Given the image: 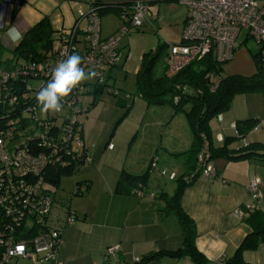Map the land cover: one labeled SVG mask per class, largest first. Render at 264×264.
Wrapping results in <instances>:
<instances>
[{
	"label": "crops",
	"instance_id": "crops-1",
	"mask_svg": "<svg viewBox=\"0 0 264 264\" xmlns=\"http://www.w3.org/2000/svg\"><path fill=\"white\" fill-rule=\"evenodd\" d=\"M130 1L132 0H0V58L3 59L7 52L11 54V50L20 40H14L9 35L11 29H15L22 36L27 29L47 17L51 28L56 32L59 28L71 26L78 11L85 8L87 3L121 4ZM153 10L154 8V13ZM115 14L117 26L107 27L100 22L101 37H106L119 28L120 19ZM83 27L84 22H81L80 28ZM124 47L120 42L122 53L129 52ZM124 64L107 70V83L114 75L113 72L122 70ZM139 65L140 60L136 72ZM107 98L109 105L115 107L110 112L105 109L101 118H95L92 128L89 127L88 114L85 121L82 119L83 139L90 147L92 160L88 164H80L77 167L78 172L75 173L80 179L78 181H84L87 195L92 192V175L95 173L94 178H100L103 184L96 197L97 208L93 213V222L77 220L66 224L64 221L55 225V228L62 231L63 244L58 252L62 264H104L107 261L104 258L105 250L113 245H117L119 251L117 257L109 262L130 264L134 258L148 253L176 250L182 243L181 226L173 215L163 214L161 209L164 202L160 195H171L175 190L176 179L186 171L182 153L192 143V129L186 119L175 127V115L180 112L174 111L168 120L167 129L160 128L163 124H158L154 126L155 132L152 129L153 134L149 135L150 124L143 126L149 110L155 106L173 108L172 106L150 105L140 97L130 103L123 97ZM126 105L130 106L127 108ZM137 107L141 111L139 116L135 114L133 117ZM223 121L224 116L221 114V121L216 120V123L221 124ZM138 138L141 140L140 144L136 143ZM109 142L113 144L112 149L107 148ZM236 146L237 144H233L231 148ZM158 150L163 153L158 155ZM154 158L156 168L150 171V163ZM211 165L215 169V176L210 179L199 177L185 187L180 205L194 222L196 249L207 261L214 263L223 257L228 259L234 256L236 249L251 232L249 225L233 214V211L244 210L245 205L250 202L249 183L252 177L258 176L264 182V157L232 160L215 158ZM121 171L133 175L148 172L147 182L140 188L142 196L115 192ZM161 171H165V175L168 172L172 175L168 180L175 182L171 186V194L166 190L167 182L159 184L158 177L165 176H160ZM85 188L81 187V190ZM259 204L264 209V187L259 192ZM86 217L88 216L85 215ZM241 260L242 264H264V240L255 249L243 250ZM147 264H192V261L188 257L164 256Z\"/></svg>",
	"mask_w": 264,
	"mask_h": 264
},
{
	"label": "built area",
	"instance_id": "built-area-1",
	"mask_svg": "<svg viewBox=\"0 0 264 264\" xmlns=\"http://www.w3.org/2000/svg\"><path fill=\"white\" fill-rule=\"evenodd\" d=\"M75 2H80L74 0ZM163 0H132L122 9L119 28L112 34L101 37L100 18L96 8L87 3L78 11L77 18L69 27L59 28L52 42V56L47 60L21 62L11 59L7 68H0V103L17 102L19 89H24L22 98L25 106L21 114L4 118L0 126V203L4 205V217L0 224V264H12L14 259H28L33 264H62L58 252L63 244L60 229L41 228L47 223L51 209V199L43 190V174L49 166L64 167L69 161L82 156L87 164L91 158L88 145L80 135L78 116L84 112L81 104L82 94L89 85L106 82V72L123 59L127 62L130 54L121 58L119 44L122 37L133 33L146 22L152 25V4ZM185 5L186 18L183 23L180 41L168 44L164 75L174 77L190 64L210 55L216 63L230 61L237 50L236 39L244 29L247 37L258 45L260 62L264 65V0H175ZM81 22L84 27L80 28ZM78 53L84 58L85 71H95L93 80L80 85L64 102L59 113L41 115L37 106L36 94L51 78L52 68L65 58V53ZM16 80H20L21 84ZM38 81L33 86L31 82ZM116 94L117 91L109 89ZM13 94V95H11ZM174 102H178L176 98ZM17 113V112H15ZM13 113V115L15 114ZM221 121V115H217ZM231 129L237 135L235 123ZM262 127L260 121L254 130ZM222 135H218V141ZM246 145V139L241 140ZM108 149L113 148L111 142ZM207 143L198 154L200 177L215 176L213 166L207 162L209 152ZM85 150L87 152H85ZM85 153V154H84ZM156 159L150 163L155 170ZM162 175L165 171L160 172ZM172 178V175H170ZM264 182L258 176L249 183L251 200L244 210L235 209L233 214L245 217L253 208V200L259 199ZM142 196V192L138 193ZM32 214L38 220L35 235L28 233L22 221ZM73 215H68L67 224H72ZM22 228L27 238H14V230ZM21 232L19 236L23 233ZM119 247L109 246L104 253L105 260L117 257ZM134 258L133 261H138Z\"/></svg>",
	"mask_w": 264,
	"mask_h": 264
},
{
	"label": "trees",
	"instance_id": "trees-1",
	"mask_svg": "<svg viewBox=\"0 0 264 264\" xmlns=\"http://www.w3.org/2000/svg\"><path fill=\"white\" fill-rule=\"evenodd\" d=\"M130 3L131 1L121 4H103L98 2H93L90 4L96 8V12L99 17L103 13L112 11L117 13L120 19L122 9L127 7ZM54 34L55 31H53L51 28L49 19L44 17L34 26L25 31V33L22 35V38L11 50L10 58H0V68H7V66L11 64V59L21 62L47 60L52 56V42L54 39ZM118 48L119 52L123 54L120 49V44ZM161 49L162 47L159 46L154 51L145 52L141 55L140 65L135 74L134 85L136 91L135 94L137 97L142 98L147 104L170 105L174 108L175 113H184L185 119L193 131L192 143L190 147L182 153L186 162V171L176 179L175 190L171 195H167L166 193H162L160 195L164 202V207L161 209L163 214L173 215L181 226L182 243L181 246L176 250H161L148 253L141 256L138 261H132L130 264H147L154 259L164 256L172 258L188 257L192 261V264H242V251L246 249H255L256 246L264 240V209L261 208L259 199L257 202L255 200L252 201L253 208L245 217L242 218L251 228V232L244 238L240 246L236 249L234 256L228 259L223 257L214 263L207 261V259L196 249L195 225L192 219L189 218L181 208L180 201L185 187L191 185L197 178L200 177V163L198 161V154L205 143H207V149L209 152V158L207 162L210 164L215 158H225L232 160L254 156L264 157V143L247 141L245 146L241 143V140L246 139V135L254 130V127L260 122V120L251 118L235 121L234 123L237 127V135H235L233 132L232 136H222V140L219 141L220 145L218 146H215L212 142L209 125L213 118H216L217 115H221V113L229 108L232 97L236 92H260L264 95V65L260 62L259 53L257 51L252 52L251 58L255 67L253 74L248 76L227 75L223 73L222 66L225 63H216L210 55H206L201 60L190 64L174 77L167 78L164 73L161 76L156 77L153 71L161 54ZM125 53L126 52H124V54ZM121 63L126 62H124L122 59L115 66ZM16 82L21 84L20 80H16ZM104 84V87L108 85L107 82H104ZM93 86V99L89 103L91 105L95 104L104 92H107L108 95L114 96L115 98L123 97V99L129 103L134 100V98H131L129 95H122V93H120L118 89L116 90L113 85H110L108 86L109 88L106 87L105 89L103 88V85L100 84ZM110 88L113 90L115 89L117 93L114 94L109 91ZM85 91L82 95L85 94ZM23 92L24 89H19L18 92L14 93L18 98L14 105H9L8 102L0 103V126H4L3 119H7L8 115L13 117L16 114H21V110L26 104L22 98ZM176 98L178 99V102H174ZM79 104H81L82 108L84 109L83 96ZM185 105L188 106L187 109L183 108ZM129 106L130 105H126L127 108ZM89 108V106L86 107L84 111H88ZM13 113L15 114L13 115ZM78 122L80 126L79 132L83 138L82 121L79 119V116ZM236 140L239 141V144H237L236 147L231 148V144ZM89 148L90 147L88 146V153L92 160ZM85 152L87 151L85 150ZM91 160L88 163H90ZM84 162L85 159L80 156L69 161L64 167H59L58 165L49 166V168L45 170L43 174L45 188L43 191L47 193L51 199V209L54 205L55 199L48 188V183L58 186L61 175L69 173L74 174L77 167L80 164H85ZM147 179L148 172L142 175H133L126 171H121L115 186V192L117 194L133 193L138 195V193L141 192L140 188H143L147 182ZM83 182L84 181H76L75 194H83L84 190H86V186H84L85 184ZM81 187H84L85 189L80 190ZM3 212L4 205L0 203V224H2V219H5ZM68 215H73V218L76 217V214L70 210H68L67 216ZM37 220V218L30 214L22 221V224H26L27 229L33 227L29 230V232L27 231L29 234L33 232L32 230H35V226H37ZM42 227L59 229L52 227L49 224V216L47 223L41 225V228ZM21 232H23L22 228L14 230L13 237L18 239H26L28 237V233L24 229V232L19 236ZM35 233L36 231L33 232L34 235ZM1 255L2 253L0 251V260L2 259ZM18 259H14L12 264H16ZM104 264L123 263H112L106 261Z\"/></svg>",
	"mask_w": 264,
	"mask_h": 264
},
{
	"label": "rangeland",
	"instance_id": "rangeland-1",
	"mask_svg": "<svg viewBox=\"0 0 264 264\" xmlns=\"http://www.w3.org/2000/svg\"><path fill=\"white\" fill-rule=\"evenodd\" d=\"M152 9L154 8V13L152 17V25L146 22L138 31L131 33L122 37L121 46H125L124 50L129 51L131 59L124 64V67L120 71H114L111 79L108 81V85L103 88L114 85L116 90L118 89L122 95H129L131 98L137 101V95L135 94V73L136 68L139 63L140 57L143 53L154 51L157 47L161 46V54L157 60L156 66L154 68V75L156 77L161 76L164 73L165 58L168 52V44H176L180 41L181 32L184 20L186 18V7L185 5L179 3L175 0H163L154 2ZM108 15V16H107ZM107 16V17H106ZM101 23L107 27L117 26L116 14L112 11L103 13L101 16ZM120 21V20H119ZM121 23V21H120ZM120 25V24H119ZM237 43L243 41L244 43L238 45L232 59L226 62L222 67L223 71L227 75H245L248 76L253 74L255 71L254 63L251 58L252 52H256L258 45L255 44L250 37H247V31L242 30L236 39ZM121 54V58H123ZM10 52H7L2 58H10ZM33 86L38 85V81L31 82ZM99 87V86H98ZM93 85H89L86 88L85 94L83 95V105L84 109L90 107L87 113L83 112L79 115V119L82 121L88 114L89 127L92 128L95 123V118H101V113L103 114L105 109L107 112L113 110L110 106L109 98L107 92L102 95L107 94L105 97L100 96L97 102L93 105L89 104L93 99ZM109 88V87H108ZM103 89V90H104ZM114 97V96H111ZM115 98V97H114ZM140 101V99H138ZM91 105V106H90ZM187 105L183 108L187 109ZM141 111L138 107L135 108L133 117ZM174 109L171 107H154L149 110L146 114V118L143 122L145 124H150L148 128H151L149 135L155 132V127L159 124H163L160 128H168V120L174 114ZM224 116V121L221 124L216 123V118H213L210 122V134L213 144L216 146L219 144L218 135L221 133L222 136H232L233 130L231 129V122L237 120L246 119H258L262 122V127L256 130H252L246 135L248 142H264V95L260 92H236L231 100L229 108L221 113ZM139 116V114L137 115ZM174 118V117H173ZM176 122L173 124L175 127L185 121L184 113L180 112L175 115ZM227 119H232L229 121ZM83 121V123H84ZM155 126V127H154ZM173 127V126H172ZM153 129V132H152ZM152 138V137H150ZM140 138L137 139L136 143L140 144ZM233 144H239V141H234ZM137 145V144H135ZM163 153L158 150V155ZM78 169L75 170L77 173ZM168 172V171H167ZM74 174H63L60 177L58 186H54L52 183H48V188L51 191L52 196L55 199L54 205L52 206L49 215V224L52 227H56L60 223L66 220L68 210L76 213L77 217H74V221H86L93 222L94 211L97 208V195H99L102 188V182L100 178L93 176V186L90 195H87L88 191L83 192V194H75V182L80 180L77 175ZM161 176V174H160ZM165 177V178H164ZM164 177H158L159 184L167 182L166 190L170 192L171 186L175 185V182H169L170 173L168 172ZM81 190V189H80ZM172 192V191H171ZM170 192V194H171ZM85 215L88 217L85 218ZM16 264H33L28 259H18Z\"/></svg>",
	"mask_w": 264,
	"mask_h": 264
},
{
	"label": "clouds",
	"instance_id": "clouds-1",
	"mask_svg": "<svg viewBox=\"0 0 264 264\" xmlns=\"http://www.w3.org/2000/svg\"><path fill=\"white\" fill-rule=\"evenodd\" d=\"M9 35L14 40L22 38L15 29H11ZM83 64L84 58L78 53H65V58L52 68L51 78L36 94L37 106L42 116L61 112L64 102L73 91L83 83L94 79L95 71H85Z\"/></svg>",
	"mask_w": 264,
	"mask_h": 264
}]
</instances>
